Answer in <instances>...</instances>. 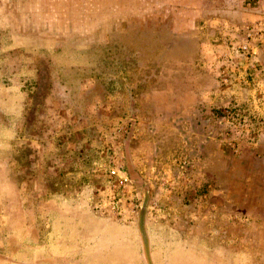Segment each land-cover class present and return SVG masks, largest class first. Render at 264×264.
Here are the masks:
<instances>
[{
    "label": "rangeland",
    "instance_id": "rangeland-1",
    "mask_svg": "<svg viewBox=\"0 0 264 264\" xmlns=\"http://www.w3.org/2000/svg\"><path fill=\"white\" fill-rule=\"evenodd\" d=\"M0 264H264V0H0Z\"/></svg>",
    "mask_w": 264,
    "mask_h": 264
}]
</instances>
